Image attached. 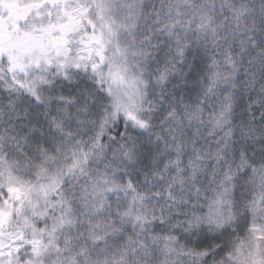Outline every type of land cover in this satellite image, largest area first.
Masks as SVG:
<instances>
[{"label": "snow or ice", "instance_id": "obj_1", "mask_svg": "<svg viewBox=\"0 0 264 264\" xmlns=\"http://www.w3.org/2000/svg\"><path fill=\"white\" fill-rule=\"evenodd\" d=\"M0 264H264V0H0Z\"/></svg>", "mask_w": 264, "mask_h": 264}, {"label": "trees", "instance_id": "obj_2", "mask_svg": "<svg viewBox=\"0 0 264 264\" xmlns=\"http://www.w3.org/2000/svg\"><path fill=\"white\" fill-rule=\"evenodd\" d=\"M246 103H247L246 100L241 101L240 106L237 107V109H236V112H237L238 114L241 113L242 108H243L244 106H246ZM258 115H259V113L257 112V116H258ZM247 118H248L247 116H241V119H247Z\"/></svg>", "mask_w": 264, "mask_h": 264}, {"label": "rangeland", "instance_id": "obj_3", "mask_svg": "<svg viewBox=\"0 0 264 264\" xmlns=\"http://www.w3.org/2000/svg\"><path fill=\"white\" fill-rule=\"evenodd\" d=\"M237 115L240 116V114H238V113H237ZM240 118H241V116H240Z\"/></svg>", "mask_w": 264, "mask_h": 264}]
</instances>
